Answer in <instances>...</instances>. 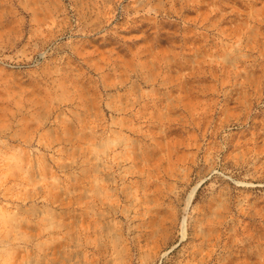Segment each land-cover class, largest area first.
Returning <instances> with one entry per match:
<instances>
[{"label": "rangeland", "instance_id": "1", "mask_svg": "<svg viewBox=\"0 0 264 264\" xmlns=\"http://www.w3.org/2000/svg\"><path fill=\"white\" fill-rule=\"evenodd\" d=\"M0 264H264V0H0Z\"/></svg>", "mask_w": 264, "mask_h": 264}]
</instances>
